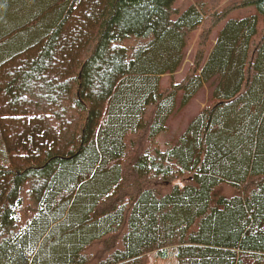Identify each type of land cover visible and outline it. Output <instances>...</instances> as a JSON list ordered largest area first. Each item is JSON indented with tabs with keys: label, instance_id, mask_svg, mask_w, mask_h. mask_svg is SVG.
Here are the masks:
<instances>
[{
	"label": "trees",
	"instance_id": "obj_1",
	"mask_svg": "<svg viewBox=\"0 0 264 264\" xmlns=\"http://www.w3.org/2000/svg\"><path fill=\"white\" fill-rule=\"evenodd\" d=\"M175 2L0 0V264H264V0Z\"/></svg>",
	"mask_w": 264,
	"mask_h": 264
},
{
	"label": "rangeland",
	"instance_id": "obj_2",
	"mask_svg": "<svg viewBox=\"0 0 264 264\" xmlns=\"http://www.w3.org/2000/svg\"><path fill=\"white\" fill-rule=\"evenodd\" d=\"M195 0H176L174 8L180 12ZM221 5L226 4L232 0H217ZM242 1V0H234ZM256 13V8L253 5L244 6L236 9L231 14L228 15L227 19L235 17H245L250 14ZM224 22L219 26L215 27L210 31L209 35L205 38L202 35V29L197 28L191 32V36L185 48V57L178 68V70L173 75L175 81H180L183 76L187 73L189 67L193 63V58L196 52V49H199L201 45L205 42L207 49H211L216 41L218 31L222 28ZM170 76L165 74L161 78V88L164 89L169 85ZM213 86L210 83H206L200 88V90L195 94V96L188 102V104L182 109L176 111L167 121V127L165 130L161 131L157 137L159 145L162 149H165L168 142H174L180 133L188 125L189 121L202 109L205 105L211 103V91ZM140 260H144V264H176V260L171 254H168L166 259H161L157 256L156 251L148 252L142 255Z\"/></svg>",
	"mask_w": 264,
	"mask_h": 264
}]
</instances>
